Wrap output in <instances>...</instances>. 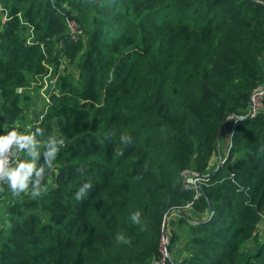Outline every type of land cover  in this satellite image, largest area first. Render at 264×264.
I'll return each mask as SVG.
<instances>
[{"label": "trees", "instance_id": "16d2710c", "mask_svg": "<svg viewBox=\"0 0 264 264\" xmlns=\"http://www.w3.org/2000/svg\"><path fill=\"white\" fill-rule=\"evenodd\" d=\"M260 1L0 0V264H264Z\"/></svg>", "mask_w": 264, "mask_h": 264}, {"label": "built area", "instance_id": "2783aa9c", "mask_svg": "<svg viewBox=\"0 0 264 264\" xmlns=\"http://www.w3.org/2000/svg\"><path fill=\"white\" fill-rule=\"evenodd\" d=\"M70 29L72 33H77V25L75 22L69 23ZM48 84H46L45 88ZM264 93V87L257 90L253 93L251 100L253 101V112H256V109L261 106V98ZM32 132L28 139H32ZM24 139L18 138L15 133H11L2 145H0V182H5L10 175L12 174V169L19 163V155L18 151L24 147ZM194 177V179H193ZM188 179V183L194 186H197V182L200 180V176H193ZM192 179V180H190ZM189 203L187 206H190ZM162 256L158 259L155 264H172L168 259V251L166 248V243L164 239L162 240Z\"/></svg>", "mask_w": 264, "mask_h": 264}, {"label": "water", "instance_id": "95a60500", "mask_svg": "<svg viewBox=\"0 0 264 264\" xmlns=\"http://www.w3.org/2000/svg\"><path fill=\"white\" fill-rule=\"evenodd\" d=\"M260 2H262V1H260ZM262 3H264V2H262ZM263 67H264V64H263ZM17 91H20V89L18 88ZM253 108H254V105H253V101L251 100V105H250V112H249V114L246 115V116H240L239 118L242 119V118H247V117H249V116L252 114ZM226 119H227V118H226ZM226 119H225V120H226ZM223 124H224V122L222 123V125H221V127H220V129H219V135H220L221 130H222V128H223ZM57 136H58V134L51 135V136L47 137V138L45 139V141H46V142L53 141ZM221 166H222V159H220V161H219L218 169H219ZM218 169H217V170H218ZM217 170H216V171H217ZM202 177L205 178V177H207V176H202ZM197 188L200 189V190H202V191H204V187H203L201 184L197 185ZM207 199H208V198H207ZM208 202H209V205H210V208H211L212 212L214 213L213 206H212V204H211V202H210L209 199H208ZM173 212H174V210L169 211V212L167 213L165 219H164V223H163V239H164V241H165V243H166V248H167V251H168V259H169V261H170L172 264H177V263L175 262L173 256H172L171 251H170V246H169V234H168V223H169V219H170V217L172 216Z\"/></svg>", "mask_w": 264, "mask_h": 264}, {"label": "rangeland", "instance_id": "374dc122", "mask_svg": "<svg viewBox=\"0 0 264 264\" xmlns=\"http://www.w3.org/2000/svg\"><path fill=\"white\" fill-rule=\"evenodd\" d=\"M2 17V14L0 13V18ZM3 18V17H2ZM46 89L45 90H41L40 91V95L38 96V95H36V94H34V95H32L33 96V100H34V102L33 103H36V104H32V106H33V108L35 109V111L36 110H40V109H42L43 108V99H44V96H46ZM24 129V128H23ZM22 131V129L18 132V133H20ZM189 178H191V177H189ZM188 178V179H189ZM193 179H194V177H193ZM190 180H192V179H190ZM0 183H2V182H0ZM1 191H2V187L0 186V198L2 199V197H1ZM2 206H1V200H0V208H1Z\"/></svg>", "mask_w": 264, "mask_h": 264}, {"label": "clouds", "instance_id": "9594fccd", "mask_svg": "<svg viewBox=\"0 0 264 264\" xmlns=\"http://www.w3.org/2000/svg\"><path fill=\"white\" fill-rule=\"evenodd\" d=\"M17 183V178H13V186H15ZM21 187H23V183H22V180H21Z\"/></svg>", "mask_w": 264, "mask_h": 264}, {"label": "crops", "instance_id": "0c3cea01", "mask_svg": "<svg viewBox=\"0 0 264 264\" xmlns=\"http://www.w3.org/2000/svg\"><path fill=\"white\" fill-rule=\"evenodd\" d=\"M176 214H177V212H176ZM172 215H175V214L173 213ZM170 218H171V217H170ZM169 232H170V230H168V234H170Z\"/></svg>", "mask_w": 264, "mask_h": 264}]
</instances>
